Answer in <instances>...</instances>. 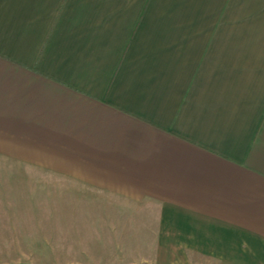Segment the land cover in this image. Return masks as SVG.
Returning a JSON list of instances; mask_svg holds the SVG:
<instances>
[{"label": "crops", "instance_id": "0c3cea01", "mask_svg": "<svg viewBox=\"0 0 264 264\" xmlns=\"http://www.w3.org/2000/svg\"><path fill=\"white\" fill-rule=\"evenodd\" d=\"M14 169L120 264H264V0H0Z\"/></svg>", "mask_w": 264, "mask_h": 264}, {"label": "rangeland", "instance_id": "374dc122", "mask_svg": "<svg viewBox=\"0 0 264 264\" xmlns=\"http://www.w3.org/2000/svg\"><path fill=\"white\" fill-rule=\"evenodd\" d=\"M21 175L0 170V264H120V219L70 217L52 186L22 184Z\"/></svg>", "mask_w": 264, "mask_h": 264}]
</instances>
